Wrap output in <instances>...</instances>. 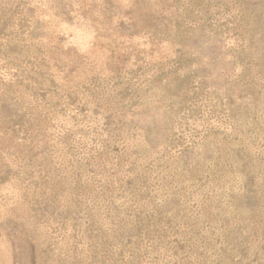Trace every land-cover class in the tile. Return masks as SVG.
Returning a JSON list of instances; mask_svg holds the SVG:
<instances>
[{"label": "rangeland", "instance_id": "obj_1", "mask_svg": "<svg viewBox=\"0 0 264 264\" xmlns=\"http://www.w3.org/2000/svg\"><path fill=\"white\" fill-rule=\"evenodd\" d=\"M0 264H264V0H0Z\"/></svg>", "mask_w": 264, "mask_h": 264}]
</instances>
